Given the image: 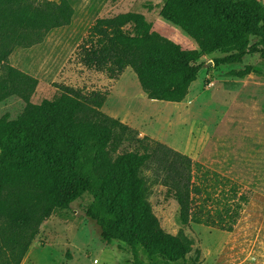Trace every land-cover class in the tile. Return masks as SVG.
I'll list each match as a JSON object with an SVG mask.
<instances>
[{
  "label": "trees",
  "instance_id": "16d2710c",
  "mask_svg": "<svg viewBox=\"0 0 264 264\" xmlns=\"http://www.w3.org/2000/svg\"><path fill=\"white\" fill-rule=\"evenodd\" d=\"M73 12L70 0H0V102L11 96L25 102L16 118L0 116V264H20L39 225L85 195L90 200L83 210L99 225L103 242L125 243L132 264H150L138 258L137 244L149 258L159 259L151 264H175L191 251L192 240L161 226L149 201L153 185L163 186L176 201L181 224L228 232L250 196L189 155L139 137L103 112L101 100L57 91L30 101L37 78L7 59L14 48L30 47L69 24ZM159 15L197 48H182L153 30L139 12L97 20L102 26L131 22L140 32L113 39L149 99L181 102L203 56L215 51L226 54L215 63H238L250 53L264 62V4L259 0H165ZM251 36L257 40L251 43ZM252 71L246 66L240 74Z\"/></svg>",
  "mask_w": 264,
  "mask_h": 264
},
{
  "label": "rangeland",
  "instance_id": "374dc122",
  "mask_svg": "<svg viewBox=\"0 0 264 264\" xmlns=\"http://www.w3.org/2000/svg\"><path fill=\"white\" fill-rule=\"evenodd\" d=\"M164 1L70 0L74 12L69 24L50 30L30 47L14 48L6 63L37 78L32 103L57 91H78L101 100L103 112L135 129L139 137L189 155L210 174L235 181L250 196L234 230L228 232L181 224L176 201L163 186L153 185L149 201L161 226L192 240L191 251L175 264H264V217L259 214L264 207V62L258 53H250L238 63H215L226 55L215 51L203 56L198 77L181 102L149 99L113 39L119 33L140 32L131 22L102 26L97 20L139 12L153 30L182 48L196 49L189 36L159 15ZM256 40L250 37L251 43ZM246 66L254 71L240 74ZM24 107L21 98L8 97L0 102V116L16 118ZM89 200L87 195L76 199L43 221L20 264H132L133 254L125 243L101 240L99 225L83 210ZM138 252L146 262L143 249ZM150 258V264L159 262L156 256Z\"/></svg>",
  "mask_w": 264,
  "mask_h": 264
},
{
  "label": "crops",
  "instance_id": "0c3cea01",
  "mask_svg": "<svg viewBox=\"0 0 264 264\" xmlns=\"http://www.w3.org/2000/svg\"><path fill=\"white\" fill-rule=\"evenodd\" d=\"M259 214H260V217H264V207H261V208H260ZM239 220H240V219H239ZM138 248L140 249V248H142V247H141L139 244L136 245V252H137V255H139ZM145 253H146V252H145ZM146 255H147V253H146ZM148 257H149V256L147 255V259L145 260L147 263H149L148 261L150 260ZM138 258L140 259L141 256H140V257L138 256ZM237 264H238V263H237Z\"/></svg>",
  "mask_w": 264,
  "mask_h": 264
}]
</instances>
